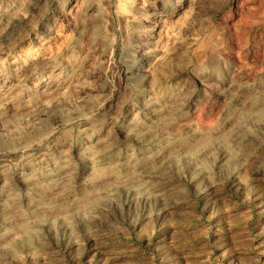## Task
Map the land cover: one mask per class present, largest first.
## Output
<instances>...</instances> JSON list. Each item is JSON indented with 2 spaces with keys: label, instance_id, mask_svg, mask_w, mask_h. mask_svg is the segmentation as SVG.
<instances>
[{
  "label": "rangeland",
  "instance_id": "1",
  "mask_svg": "<svg viewBox=\"0 0 264 264\" xmlns=\"http://www.w3.org/2000/svg\"><path fill=\"white\" fill-rule=\"evenodd\" d=\"M0 264H264V0H0Z\"/></svg>",
  "mask_w": 264,
  "mask_h": 264
}]
</instances>
